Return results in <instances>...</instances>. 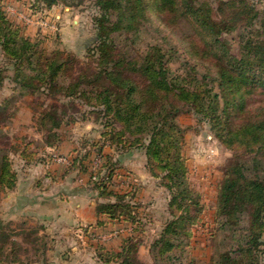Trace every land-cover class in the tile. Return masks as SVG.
Instances as JSON below:
<instances>
[{
    "label": "trees",
    "instance_id": "1",
    "mask_svg": "<svg viewBox=\"0 0 264 264\" xmlns=\"http://www.w3.org/2000/svg\"><path fill=\"white\" fill-rule=\"evenodd\" d=\"M39 1L49 9L85 3ZM3 2L0 90L10 80L22 96H45L36 109L46 147L60 148L61 129L78 115L94 116L103 124L104 146L142 151L151 176L168 192L169 216L150 247L153 264H193L186 261L185 242L203 207L190 188L182 152L179 117L185 113L207 125L232 153L218 185L213 234L218 246L212 263L264 264V6L253 0H94V36L82 59L59 49L48 53L21 35ZM152 15L160 18V27L155 28ZM10 108V100L0 104V199L19 180L11 158L18 149L2 133ZM90 158V153L74 157L67 170L87 176L84 191L95 192L97 225L124 219L140 230L138 213L126 203L129 195L111 189L120 159L102 154L100 169L91 172ZM11 224L0 220V264H51L46 242L31 236L35 230H25L27 221L18 225L34 246L35 260L21 259L23 244L10 235ZM141 243L140 235H130L119 252L99 253V261L147 264L137 257Z\"/></svg>",
    "mask_w": 264,
    "mask_h": 264
},
{
    "label": "rangeland",
    "instance_id": "2",
    "mask_svg": "<svg viewBox=\"0 0 264 264\" xmlns=\"http://www.w3.org/2000/svg\"><path fill=\"white\" fill-rule=\"evenodd\" d=\"M93 1L85 0L79 7L63 3L49 9L44 1L4 0L3 8L21 35L38 42L43 50L48 53L55 49L64 50L84 59L94 36ZM253 1L257 2L258 7L264 6V0ZM152 20L155 28L160 27L159 17L152 15ZM152 35H157V32L152 31ZM228 40L232 51L237 52L234 38L228 37ZM6 74L10 75L11 71H6ZM6 100L11 101L8 113L11 117L3 123L2 133L18 149V152L11 153V158L19 180L15 190L2 193L0 220L12 223L10 235H13L14 241L23 244V250L19 253L21 259L35 260L34 246L27 243L26 236L22 234L23 229L18 225L27 221L25 230H35L37 234L31 236L43 237L46 242V258L51 264L97 263L101 259L99 253L107 256L119 252L123 240L133 234L140 235L142 239L137 257L142 262L153 264L150 247L153 241L159 239L169 216V194L161 182L151 176L144 153H123L110 145L104 146L103 124L91 115L85 120L78 115L75 122L64 125L60 148L46 147L44 133L39 130V112L36 109L37 105L45 102V96H22L14 90L12 82L6 80L0 90V104ZM49 100L51 98L46 99L47 102ZM179 123L184 131L182 152L189 170L190 188L199 195L203 207L198 222L192 227L191 239L185 242V258L193 264H213L218 246V239L213 237L217 229L215 211L218 185L232 153L193 114H182ZM26 145H30L27 150ZM88 153L93 162L91 172L100 169L102 154L110 155L114 160L120 159L111 189L129 195L126 203L133 205L134 211L138 213L142 222L140 230H135L138 224L124 219L92 232L73 223L67 227L58 225L59 221H69L74 214L78 215L80 204L79 213L83 218L87 217L85 207L89 201L96 208L95 192L85 193L87 176L79 175L78 170H67L74 157L82 158ZM31 154L33 158L26 159ZM63 188L68 196L65 201L59 195ZM77 192L85 194V197L75 199ZM47 206H57L58 209L48 219L42 220L38 213ZM24 249L29 251L24 253ZM31 264L43 263L35 261Z\"/></svg>",
    "mask_w": 264,
    "mask_h": 264
},
{
    "label": "crops",
    "instance_id": "3",
    "mask_svg": "<svg viewBox=\"0 0 264 264\" xmlns=\"http://www.w3.org/2000/svg\"><path fill=\"white\" fill-rule=\"evenodd\" d=\"M54 177L56 178V176H54ZM59 195L61 196V200H63V201H65L66 198L68 197L64 193V188H63V190L60 189ZM84 195L85 194H82V193L80 194L77 192L76 196H74V197H75V199H77V198L79 199V197H85ZM80 205L78 206V215L74 214L73 218H70L69 221H66V220L59 221L58 225H62V227L63 226L67 227L73 223V224H76L77 226L79 225L82 228L84 227L83 229L86 230L87 232L98 231V230L102 229L103 227H100L97 225L98 217L96 216L94 204L91 203L90 201L86 204V207H85L86 213L85 214L87 217H85V218H83L81 213H79V212H81L80 210L82 207ZM40 209H42V208H40ZM56 209H58L57 206L56 207L47 206V208H45L46 211L43 209L41 213H38L39 218L42 220L48 219L51 216V213L54 212V210H56ZM60 211H61V209H60ZM98 262H100V261H98ZM98 262L97 263L95 262L94 264H104L102 262H100V263H98Z\"/></svg>",
    "mask_w": 264,
    "mask_h": 264
}]
</instances>
